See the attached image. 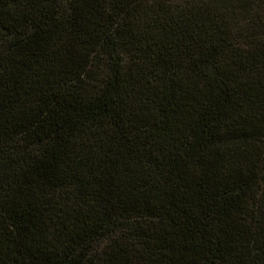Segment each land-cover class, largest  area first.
Returning a JSON list of instances; mask_svg holds the SVG:
<instances>
[{
	"label": "trees",
	"instance_id": "16d2710c",
	"mask_svg": "<svg viewBox=\"0 0 264 264\" xmlns=\"http://www.w3.org/2000/svg\"><path fill=\"white\" fill-rule=\"evenodd\" d=\"M0 264H264V0H0Z\"/></svg>",
	"mask_w": 264,
	"mask_h": 264
}]
</instances>
